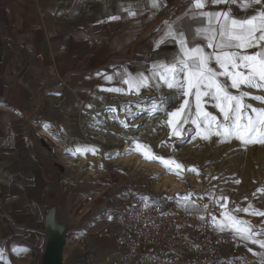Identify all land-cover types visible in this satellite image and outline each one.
Returning a JSON list of instances; mask_svg holds the SVG:
<instances>
[{"label": "crops", "instance_id": "crops-1", "mask_svg": "<svg viewBox=\"0 0 264 264\" xmlns=\"http://www.w3.org/2000/svg\"><path fill=\"white\" fill-rule=\"evenodd\" d=\"M160 2L156 10L150 0H0V174L12 214L35 220L45 191L67 173L44 133L47 123L63 122L75 102L94 105L108 93L101 87L127 86L122 71L135 75L176 54L170 41L157 50L153 44L164 22L182 17L192 0ZM129 5L136 17L123 11ZM223 8L209 4L205 11ZM112 15L121 19L110 21ZM77 239L82 244L86 235ZM77 257L74 251L66 260Z\"/></svg>", "mask_w": 264, "mask_h": 264}, {"label": "rangeland", "instance_id": "rangeland-1", "mask_svg": "<svg viewBox=\"0 0 264 264\" xmlns=\"http://www.w3.org/2000/svg\"><path fill=\"white\" fill-rule=\"evenodd\" d=\"M122 88L127 90L128 86ZM164 89L166 88H161L160 93ZM145 90L156 92L155 89ZM243 90L250 91L253 95H264V92L255 89ZM143 91L141 89L140 93ZM231 91L236 93L237 90ZM116 94L108 92L94 105L87 102L81 106L75 102L63 122L52 121L46 124L49 128L44 133L49 143L58 148L57 153L61 156L59 159L65 165L67 173L58 183V188L52 186L45 191L35 220L12 214V200L2 188L8 182H5V175L0 174V264L41 263L47 242L44 215L50 202L57 204L58 217L67 226L65 259H72L75 251L78 257L77 261H73L74 264H122L119 262L117 243L110 235L98 232L104 226L112 227L109 219L112 201L121 192L132 191L140 198L149 197L147 203H159L168 209L180 206L182 202L178 201V197L191 194L189 203L194 202L196 208L190 209L194 211L202 209L205 198L213 201L220 196L227 197L229 211L246 208L249 204L253 209L264 211V145L255 144L245 148L235 139L219 143V138L213 136L210 141L197 138L192 154L175 155L172 149L169 155L156 153L166 159L174 158L184 165V170L179 174L176 171L169 172L159 161L145 159L142 152L135 150L134 140L131 139L121 141L119 153L110 155L112 152L107 151V147L113 146L98 135L89 134L91 129L87 127L89 124L86 121L94 107L117 99ZM180 102L172 104L170 110ZM246 102L254 107H264V104L250 98H246ZM91 104V108L87 107ZM208 110L216 114L211 106H208ZM190 127L193 126L185 125V128ZM161 136V132H155L152 136L138 139V142L148 145L153 153L157 151L156 141ZM66 143L71 147L66 148ZM94 147L100 150L103 148L104 154H93L91 149ZM121 147L126 151H122ZM126 158L132 161L123 163ZM191 168L197 171H189ZM10 178L11 176H7V180ZM168 178H172L173 182H167ZM237 180L240 183L237 184ZM143 202L146 203L145 200ZM222 212L223 209L220 208L217 219L221 218ZM234 214L255 226L264 224V217L244 212ZM80 234L86 235L82 244L77 239ZM240 245L243 251L261 264V257L253 252L261 253L264 250L251 243L240 241ZM248 248L253 251L249 252ZM23 249L28 251L24 252Z\"/></svg>", "mask_w": 264, "mask_h": 264}, {"label": "snow or ice", "instance_id": "snow-or-ice-1", "mask_svg": "<svg viewBox=\"0 0 264 264\" xmlns=\"http://www.w3.org/2000/svg\"><path fill=\"white\" fill-rule=\"evenodd\" d=\"M150 4L152 9L159 10L161 7L160 0H150ZM209 4L223 5L224 8L205 11ZM233 6L239 7L244 14H236ZM123 11L129 17H136L138 14L131 5ZM108 19L119 21L121 16L112 15ZM169 41L177 49L176 54L170 60L155 61L146 69L149 75L144 72L132 75L128 71H122L119 74L120 81L128 86L127 90L122 87H101L100 90L135 93L137 96L141 89H155L157 93H160L162 87L171 90L168 95L151 97V103L147 106L137 101L135 112L129 104L124 106V110L133 119L145 112L164 113V123L170 129L169 139L176 137L182 143H191L197 138L210 141L215 136L219 138V143L235 139L245 148L255 144L264 145V107H254L246 102V98H250L264 104V95H253L250 91L243 90L264 92V0H192L182 17L164 22L162 35L153 44L154 50ZM249 49L253 51L250 52ZM104 79L111 82L114 77L104 75ZM232 89L237 90L236 93ZM177 101H181L179 105L168 110ZM208 106L215 109L216 114L209 111ZM87 107L91 108L92 105ZM119 122L124 128L130 126L124 120ZM189 124L193 127L185 128ZM131 127L139 125L133 124ZM132 139L135 150L142 152L145 159L161 162L169 172L176 171L179 174L184 170V165L174 158L157 156L148 145L139 143L137 138ZM162 143L166 144L167 141ZM172 147L175 150V146ZM91 151L95 154L96 150ZM188 170L197 171L195 168ZM236 183L240 181L237 180ZM190 196L188 194L177 198L182 202L181 207L196 208L194 202L189 203ZM141 199L146 201L144 206L148 207L150 198L145 196ZM212 202L223 209L220 219L214 215L211 217V224L216 231L231 233L233 239L258 245L264 250V224L255 226L234 214L244 212L264 217V211L253 209L251 204L246 208L229 211L226 196L214 198ZM203 207L207 210L208 205ZM200 218L205 219L203 216ZM109 219L112 217L109 216ZM248 251L252 252L253 249L248 248ZM253 254L260 256L261 264H264V252Z\"/></svg>", "mask_w": 264, "mask_h": 264}, {"label": "built area", "instance_id": "built-area-1", "mask_svg": "<svg viewBox=\"0 0 264 264\" xmlns=\"http://www.w3.org/2000/svg\"><path fill=\"white\" fill-rule=\"evenodd\" d=\"M112 202L114 231L104 226L98 232L114 237L122 264H258L231 233L213 228L211 217L220 207L211 200L205 198L199 211L159 203L145 207L132 191L121 192Z\"/></svg>", "mask_w": 264, "mask_h": 264}, {"label": "bare ground", "instance_id": "bare-ground-1", "mask_svg": "<svg viewBox=\"0 0 264 264\" xmlns=\"http://www.w3.org/2000/svg\"><path fill=\"white\" fill-rule=\"evenodd\" d=\"M170 92L171 90L164 89L160 94H157L154 91H149L144 89V91L140 93L139 96H137L135 93H130V94L117 93L116 94L118 95L117 99H114L110 102H103L99 106L94 107L95 109L91 110L89 119L88 121H86L89 124L87 127H90L91 129L89 130L88 133L91 135L92 134L98 135L101 139L108 142V144H111L113 146L112 148H110L109 145L107 147V151L110 152L111 150L112 152V154L108 153L110 155H117L119 153L118 149L121 144V141L124 140L126 141L130 139L133 140L132 138H137V139L147 138L149 136L154 135L155 132L156 133L161 132L162 136L161 138L158 137L159 139L157 141L155 140L157 151H154L153 152L154 154L163 152L169 155L171 149H172V153H174L175 155L192 154L194 152V149L192 148L194 145V141H192L191 143L188 142L182 143L178 138L172 137L171 139H169L170 129L164 123L166 119L164 113L157 112L150 114L145 112V113H141V115L133 119L124 110V106L126 104H129V106L132 108V111L135 112L137 111L135 107L137 101H141L145 106H147L151 103V99H150L151 97L158 95H168ZM170 108L171 106L168 108V110H170ZM109 109H114V111H109ZM120 120H124L126 123H128L130 125L129 128H124L123 125L120 124L119 122ZM133 124L139 125V127L136 128L131 127V125ZM87 130L88 129H86V131ZM165 141H167V143L163 144L162 142ZM173 145L175 146V150H173L172 147ZM69 146L70 145L66 143V148H68ZM121 148L122 151H126V149L123 150V147ZM94 149L96 150L95 153L98 156L104 154L103 148L100 150L99 148L94 147ZM130 161L132 160L126 158L122 162L124 163ZM158 167L160 168L161 166ZM172 180H173L172 178H168L167 182Z\"/></svg>", "mask_w": 264, "mask_h": 264}, {"label": "water", "instance_id": "water-1", "mask_svg": "<svg viewBox=\"0 0 264 264\" xmlns=\"http://www.w3.org/2000/svg\"><path fill=\"white\" fill-rule=\"evenodd\" d=\"M44 233L47 238L40 264H74L64 258L67 226L58 217L57 204L50 202L44 215Z\"/></svg>", "mask_w": 264, "mask_h": 264}]
</instances>
